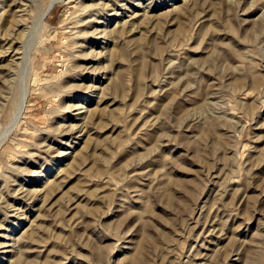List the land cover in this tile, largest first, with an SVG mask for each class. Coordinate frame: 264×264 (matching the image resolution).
<instances>
[{
	"label": "rangeland",
	"instance_id": "obj_1",
	"mask_svg": "<svg viewBox=\"0 0 264 264\" xmlns=\"http://www.w3.org/2000/svg\"><path fill=\"white\" fill-rule=\"evenodd\" d=\"M0 264H264V0H0Z\"/></svg>",
	"mask_w": 264,
	"mask_h": 264
},
{
	"label": "bare ground",
	"instance_id": "obj_2",
	"mask_svg": "<svg viewBox=\"0 0 264 264\" xmlns=\"http://www.w3.org/2000/svg\"><path fill=\"white\" fill-rule=\"evenodd\" d=\"M51 6H52V5H50L49 9L51 8ZM49 9H48V10H49ZM47 12H48V11H47ZM44 14H46V12H45Z\"/></svg>",
	"mask_w": 264,
	"mask_h": 264
}]
</instances>
